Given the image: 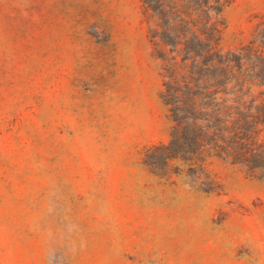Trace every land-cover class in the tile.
Here are the masks:
<instances>
[{"label": "rangeland", "instance_id": "rangeland-1", "mask_svg": "<svg viewBox=\"0 0 264 264\" xmlns=\"http://www.w3.org/2000/svg\"><path fill=\"white\" fill-rule=\"evenodd\" d=\"M263 14L227 0L221 47ZM161 63L141 0H0V264H264V178L147 158Z\"/></svg>", "mask_w": 264, "mask_h": 264}, {"label": "trees", "instance_id": "trees-1", "mask_svg": "<svg viewBox=\"0 0 264 264\" xmlns=\"http://www.w3.org/2000/svg\"><path fill=\"white\" fill-rule=\"evenodd\" d=\"M141 2L171 120L169 143L147 158L203 167L215 157L264 178V14L247 43L224 50L227 0Z\"/></svg>", "mask_w": 264, "mask_h": 264}]
</instances>
